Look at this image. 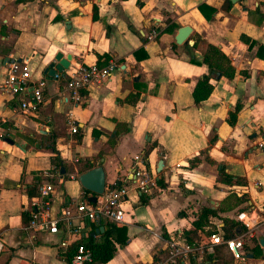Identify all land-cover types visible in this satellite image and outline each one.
Here are the masks:
<instances>
[{
	"label": "crops",
	"instance_id": "1",
	"mask_svg": "<svg viewBox=\"0 0 264 264\" xmlns=\"http://www.w3.org/2000/svg\"><path fill=\"white\" fill-rule=\"evenodd\" d=\"M210 9L214 12L206 19ZM262 14L264 0H0V83L12 61H25L31 80L45 82L43 103L35 113L19 107L30 94L0 89V264H69L62 252L74 242L86 241L87 235L100 241L103 220L75 219L80 233L67 247L58 246L62 233L40 232L30 242L25 230L32 202L46 182L55 187L54 216L70 200H88L91 194L77 180L88 165L86 171L102 165L105 187L127 190L124 222L116 224L126 229V240L114 243L117 250L104 264H158L169 238L193 230L203 208L217 215L207 218L192 241H206L208 233L225 239V222L236 224L229 239L240 237L245 231L237 219L241 213L253 222L261 220ZM169 23L176 26L172 34L159 32ZM184 26L191 28L198 60L212 45L235 71L232 79L210 78L212 92L198 104L192 93L208 68L190 62L184 45L193 44L174 42ZM152 30L156 35L148 39ZM57 52L71 55L67 69L109 62L118 69L107 81L83 90L82 101L73 104L62 97L67 69L59 78L44 74V68L55 65ZM237 104L241 107L235 112ZM51 146L61 160L57 167L51 164ZM136 172L147 178L145 191L139 189ZM263 238L264 225L243 238L246 264H264ZM256 244L257 251H251ZM215 248L220 250L216 259L205 254L186 264H238L224 246Z\"/></svg>",
	"mask_w": 264,
	"mask_h": 264
},
{
	"label": "built area",
	"instance_id": "2",
	"mask_svg": "<svg viewBox=\"0 0 264 264\" xmlns=\"http://www.w3.org/2000/svg\"><path fill=\"white\" fill-rule=\"evenodd\" d=\"M152 30L148 39L155 37ZM6 78L0 83V89L13 92L30 94V99L20 103V110L27 113H35L43 103V91L45 82L42 80H31V68L28 63L12 61L7 64ZM118 65L109 62L107 65L99 67L96 65H76L65 70L66 81L62 90V97L66 102L79 104L83 96L81 92L93 86H98L107 81ZM54 78H59L56 73ZM71 133H76L77 128L71 122ZM47 178L52 175L45 173ZM139 179L138 186L141 191H145L148 186L147 178L140 172L134 174ZM55 187L50 183H44L38 190V195L33 200L29 213V220L25 230L29 233V241L33 242L37 233L43 232L50 235L62 233L65 237L58 242L59 247H67L69 240L80 233L79 227L75 224V219H86L89 222L103 220L111 224L124 222L125 210L123 204L127 190L123 187H105L103 193L96 196L94 203L88 200L76 202L70 200L62 209L59 216L52 214V201ZM237 219L244 226V233L234 239H223L221 236L211 235L206 241L186 242L179 236H171L166 245V256L158 264H186L191 257L213 254L214 246H224L231 258L238 264H246L243 238L252 237L256 230L264 225V215L261 220L253 222L246 216V213L237 215ZM3 249V241L0 239V252ZM91 262L89 249L79 246L70 258L69 264H87Z\"/></svg>",
	"mask_w": 264,
	"mask_h": 264
},
{
	"label": "trees",
	"instance_id": "3",
	"mask_svg": "<svg viewBox=\"0 0 264 264\" xmlns=\"http://www.w3.org/2000/svg\"><path fill=\"white\" fill-rule=\"evenodd\" d=\"M19 1V0H17ZM204 6H200L199 10L201 12H204L203 9ZM258 10V9H257ZM211 12V14L206 16V19H210L212 13L214 12V10H209ZM256 11V10H255ZM96 16H93V18H95ZM264 14H262L260 16V18H263ZM176 28V26L172 23H169L167 25V27L165 29H163L162 31L159 32H165L168 34H172L174 32V29ZM174 46V44H173ZM184 48H187L189 55H190V62L193 64H204L207 66L208 68V75L207 76H203L202 78L198 79L196 86L193 90L192 96L194 99V102L196 104L200 103L201 101L205 100L208 98V96L210 95V93L212 92L213 87L209 84V79L210 78H215L216 76H220V77H224L226 79H232L234 76V68L230 65L229 59L226 57V55L217 47L215 46H208L207 51L205 52V54H203L200 58V60H198L196 58L195 53L193 52V49H195V43L193 44V46L188 47L187 45H184ZM135 58H137L136 53H134ZM142 57H145V55H143ZM140 58V57H139ZM100 60V57L99 59ZM105 62L108 60V58L104 59ZM99 62V61H98ZM104 62V63H105ZM241 105L237 104L235 106V112H237L240 109ZM231 118L235 117V114H230ZM50 152L53 153L54 155L51 156V164H53L55 167L59 166L61 163L60 157L58 156L57 151L55 150V148L53 146H51V148H49ZM198 158L194 159L193 162H197ZM89 168V165L86 166L83 170H81L80 172H85L86 169ZM229 177H227L225 179L226 183H230V179ZM158 184L160 186L163 187V184L161 182H158ZM141 202H144L143 197L140 198ZM241 200V199H240ZM217 213L214 210H210V209H200L197 213V219L195 221H193V230H189L184 232L185 235H181L180 237L185 240L186 242H191L192 241V234H194V232L197 229L202 228L203 226L206 225L207 223V218L208 217H214L216 216ZM228 223L225 222V226H224V238L225 239H229L232 236L235 235V231H236V224L231 222V224L227 225ZM92 231V229L90 230ZM209 236L213 235L212 233H208ZM101 237L100 241L96 242L93 240V237H91L90 235H87V239L86 241H77L74 242L72 245H70V247L65 251L62 252V255L64 256V260L66 262L70 261V257L71 255L75 252L76 248L79 246H83L87 249H89L90 253H91V262L87 263V264H104L107 263L109 260L112 259V257L114 256L117 247L115 246L114 243H117L119 245H123L125 240H126V229L124 227H118L116 226V224H111V223H105L104 226V231L102 233H100L99 235ZM258 249L257 244L255 245V247L251 248V251L256 252ZM218 253H220V250L218 248L214 249L213 254H211L210 256H208V260H212V259H216L218 256ZM228 263V261H226ZM191 264H194L193 262Z\"/></svg>",
	"mask_w": 264,
	"mask_h": 264
},
{
	"label": "water",
	"instance_id": "4",
	"mask_svg": "<svg viewBox=\"0 0 264 264\" xmlns=\"http://www.w3.org/2000/svg\"><path fill=\"white\" fill-rule=\"evenodd\" d=\"M191 33V28L188 26L181 27L177 30L176 34L174 35V42L177 45L181 44H188L192 45L193 42L189 39V35ZM71 59V55H63L60 52H57L54 56L55 65L49 64L46 68H44V74L48 75L49 77H53L56 73H60L62 70L67 69L69 65V60ZM9 144L15 145L17 147H21L18 144H14L12 140L6 139ZM23 149V147H21ZM163 161L160 160L157 164V171L160 170ZM63 168H61L62 170ZM63 171V170H62ZM77 180L81 187L88 191L91 196L88 198V201L94 203L96 200V196L103 193L105 188V172L103 170L102 165L96 166L91 168L83 173H80L77 176ZM103 228L100 227L96 229L94 233L98 234L99 231H102ZM261 247H263L262 255L264 258V238L259 241Z\"/></svg>",
	"mask_w": 264,
	"mask_h": 264
}]
</instances>
